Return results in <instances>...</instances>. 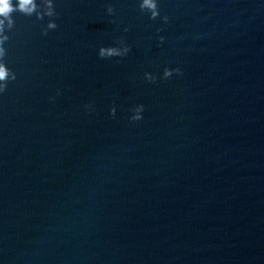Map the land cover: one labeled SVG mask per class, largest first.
Returning a JSON list of instances; mask_svg holds the SVG:
<instances>
[{"label": "water", "instance_id": "obj_1", "mask_svg": "<svg viewBox=\"0 0 264 264\" xmlns=\"http://www.w3.org/2000/svg\"><path fill=\"white\" fill-rule=\"evenodd\" d=\"M36 3L5 45L0 264H264V0Z\"/></svg>", "mask_w": 264, "mask_h": 264}, {"label": "clouds", "instance_id": "obj_2", "mask_svg": "<svg viewBox=\"0 0 264 264\" xmlns=\"http://www.w3.org/2000/svg\"><path fill=\"white\" fill-rule=\"evenodd\" d=\"M48 11L43 15L52 16L54 13L53 9V0H45ZM139 7L142 10H146L149 14L150 19H155L160 16L159 0H140ZM37 3L36 0H0V95H3L8 85L17 79V74L14 72L8 64L5 62V57L7 55L6 43L9 40L8 32L14 26L13 13L19 12L24 15L30 16L36 12ZM37 17H41V13H36ZM162 19L167 22L168 17L164 16ZM57 24L55 21L50 20L47 24V29H56ZM159 31V30H158ZM45 35L47 32L44 33ZM158 39L162 42L164 40L163 36H159ZM130 49L127 46H109L107 48L101 47L99 49V56L102 58L110 57H121L127 54ZM173 74H182L179 68H169L165 66L160 73V79H168ZM145 79L148 82H155L157 76L151 73H145ZM59 95V92H57ZM50 100H54L55 97H49ZM85 111H92L93 106L91 104L84 105ZM110 114L115 115L116 108L111 107L109 109ZM144 105L143 104H134L128 109L127 119L131 122H137L143 119Z\"/></svg>", "mask_w": 264, "mask_h": 264}]
</instances>
